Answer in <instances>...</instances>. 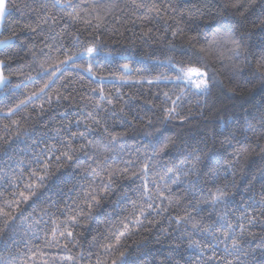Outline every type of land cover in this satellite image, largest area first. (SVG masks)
I'll use <instances>...</instances> for the list:
<instances>
[{"label":"snow or ice","instance_id":"1","mask_svg":"<svg viewBox=\"0 0 264 264\" xmlns=\"http://www.w3.org/2000/svg\"><path fill=\"white\" fill-rule=\"evenodd\" d=\"M250 2L254 3L255 0ZM24 7L29 22L17 24V27H20L21 33L27 32L31 41L27 53L31 57L27 65L30 69L27 82L42 83L34 90L22 92L24 84L13 85L12 76L5 74L9 61L0 59V104L5 100L11 104L10 107L0 108V117L10 121L0 126V132L4 133L0 135V181L6 182L14 190L10 197L0 195V246L23 244L26 251L22 264H29V261L31 264H78L85 259L91 264H129L127 241L152 226L153 221L149 217L166 215L169 224L175 223L177 226L174 232L179 242L161 264H179L173 257L182 248L185 252L191 250L190 256L194 259H190L189 264H264V234L252 231L257 225L264 229V173L261 175L259 194L247 177H240L243 187L237 185L234 179L241 152L247 150L249 137L244 133L253 131L257 126L264 130V112L256 125L245 119L241 126L234 115H225L214 121L218 126L214 135L224 137L222 146L238 145L239 148L229 154L231 159H226L221 151L209 152L207 160L214 163L215 168H210L206 173H202L200 168L205 159L201 155L202 149L191 144L179 151V158L172 161L171 167L164 164L159 172H153L160 165V158L168 155L169 145L175 146V141L162 130L145 134L144 138L148 140L145 147L151 149L150 155L145 153L141 159L139 149L135 153H125L129 134L127 131H117V128L132 126L125 108L130 107L133 100L129 98L121 103L119 93L110 98L103 87L91 89L98 93L99 99L95 103L84 104L74 119H67L66 123L61 122L55 127H50L52 121L49 119L39 133L36 128H24L22 121L34 118L44 120L48 113L56 111L54 106L68 105L77 99L72 95L77 88L72 85L70 77H65V72L78 69L81 73H87L90 82L99 83L104 79L100 75L103 68L98 67L99 58L111 56L112 53L104 51L108 44L103 22L112 16L120 23L116 13L124 12L127 6L121 8L116 0H32ZM132 7L135 10L125 23L141 27L139 39L143 43L167 41L170 51L180 47L182 55L192 53L187 61L169 57L166 61L156 62L163 64L170 75L160 74L153 79L137 76L134 79L137 84L159 86L163 83L174 86L171 92L162 93V124L173 121L186 123L193 117L191 113L183 114L184 103L192 96L204 97L206 101L213 87L223 86V81L217 79L212 67L215 61L223 62L222 48L228 53L229 83L246 81L251 77L259 79L261 86H264V41L255 46L250 44L244 12L239 13L240 19L233 17L225 20L215 30L213 39L206 46L196 49L197 38L187 35L181 21L186 11L187 22L196 25L198 30L194 14L205 15V6L199 2L182 0L172 3L169 0L168 3H158L151 0L150 3L136 4L133 0ZM232 7H243L241 0H235ZM141 10L144 15H137ZM6 15V0H0V27L4 26ZM153 15L160 20V25L152 23ZM261 15L264 16V13ZM149 24L152 26L147 27ZM78 25H83V28ZM257 26L264 31V19H259ZM145 27L146 31L143 30ZM69 28H76V31L69 32ZM19 35L13 32L11 36L0 39V51L11 48V42ZM108 35L122 36L123 33L114 29ZM69 36L77 51L65 45L64 41ZM177 40H186L189 47L184 49L182 45H177L174 43ZM253 47L258 51L253 52ZM250 56L255 60L254 66L249 60ZM121 68V75L115 79L124 82L133 80L130 63L123 64ZM58 83L59 87H55ZM16 93L24 98L16 99ZM14 99L16 102L12 103ZM79 99L82 102L84 98ZM36 101L41 103L36 104ZM32 113H35V117ZM203 115L201 111L200 116ZM147 126H153L150 120ZM234 126L235 130H232ZM13 130L15 133L9 135ZM261 151L264 152V148ZM124 155L135 156V159H124ZM64 165L73 167L78 177L69 189V193H75V198L69 195L66 202L49 198L38 212L25 217L20 205L31 207L36 204L42 195L41 189L52 179V169L60 172ZM229 176L233 178L231 183ZM133 178L141 179V183L135 187L129 184L120 191L123 187L121 181L127 182ZM209 182L212 189L208 190L207 198H200ZM180 186H183L182 202L185 208L182 215L176 214L181 202L173 200L170 195L172 187ZM244 195H248L246 202ZM111 196H116L112 202L113 209L119 208L125 214L120 216L116 227L99 238L93 237L89 251L85 253L81 243L84 237L75 230L85 228L82 222L93 219L95 210ZM238 196L241 197L240 203L246 204V207L239 216L233 217L232 207L237 206ZM113 215L120 214L114 211ZM29 234L32 239L42 234V247L30 246V241L25 239ZM164 235L171 236V233L165 231ZM92 248L97 251H91ZM44 249L80 251L75 257L53 256L45 253ZM257 252L260 253L259 260L255 256ZM229 256L234 259H226Z\"/></svg>","mask_w":264,"mask_h":264},{"label":"trees","instance_id":"2","mask_svg":"<svg viewBox=\"0 0 264 264\" xmlns=\"http://www.w3.org/2000/svg\"><path fill=\"white\" fill-rule=\"evenodd\" d=\"M121 8H125L124 12H117L116 17L120 20L117 23L112 16H108L103 22L104 29L106 30L105 38L108 47L104 49L105 52L112 53L111 56H101L99 58L98 67H102L103 71L100 75L104 77L102 81L90 82L87 77V73H81L78 69L65 72V77L71 78V83L77 88V91L72 93L76 96L71 104L61 105L56 108L55 112H50L46 115L44 120L28 119L22 121L23 127L29 130L36 128L37 133L43 128L44 124L51 119L52 123L50 127H55L61 122L67 121V119H74L78 109L84 104L95 103L99 99L98 93L92 92L91 89H99L103 87L105 94L110 98L116 97L117 93L123 100L132 98L133 103L130 107L125 108V111L129 112L128 119L131 121V127L127 129L117 128V131H127L129 139L127 140V147L125 153H135L139 149L141 159L143 154H151V149L146 148L148 140H146L145 134L157 133L158 130L164 131L165 135L171 137L175 141V146L169 145L168 155L160 158V165L154 168L153 172H159L164 164L169 167L172 166V161L178 159V153L186 145L191 144L193 147L199 146L202 149L201 155L205 159L200 164L201 172L206 173L210 168L214 169L215 164L210 163L207 160V154L211 151L224 152L226 159H231V154L238 145L234 147H227V145L221 144L224 140L223 136H215L214 131L218 130V126L214 123L220 117L225 115L232 117L233 115L239 121L242 126L245 119L251 120L256 125L259 116L264 112V86H261L259 79L248 78L246 81L235 80L229 83V68L228 53L224 51L223 62L215 61L212 67L216 71L217 79L223 81V86H216L212 88L211 94L207 97L206 101L204 97L192 96L190 100H187L184 107V115L191 113L192 119L186 123L181 124L178 121H173L166 125L162 124V112L160 106L164 103L162 93L164 91L171 92L174 88L172 84H163L159 86L147 84H137L134 79L137 76H145L149 79H153L160 74H171L167 72L166 67L163 64H157V61H166L169 57L175 60L187 61L192 55L189 52L188 55L181 54V48L178 47L176 51H170L167 47V41L156 40L155 42L143 43L139 36L141 34V27L137 25L133 27L131 24H126L125 21L129 18V14L135 9L132 7L133 0H116ZM151 0H135L136 4L150 3ZM158 3H168L169 0H157ZM172 3H180L182 0H171ZM193 3L199 2L205 6V15L200 16L198 13L194 14L197 24L196 25L187 22L188 13L185 11L184 20L181 21V27L184 28L188 36H195L197 38L196 49L201 46H206L208 41L213 39L215 30L220 27L225 20L240 19L239 13L244 12L247 18L245 24V30L250 36V44L255 46L264 41V31H261L257 26L259 19H264L261 14L264 13V0H255L251 3L250 0H241L243 7L233 8L232 4L235 0H192ZM32 3V0H8L7 9L8 14L6 16L4 26L2 27V33L0 39H4L12 35L13 32L20 33L18 39L11 42L12 47L6 48L0 51V59H6L9 61V66L5 69V74L12 76V84H24L22 92L27 93L39 87L42 82L37 81L35 84L28 83L30 69L27 67L31 61L30 55H28V48L31 47V41L28 40V33H21L20 27L17 24L23 25L29 22L27 9L24 5ZM137 15H144L143 10L137 12ZM152 23L160 25V20L153 15L151 17ZM176 19H180L179 16ZM152 26L151 24L147 27ZM77 27L83 28V25ZM118 30L120 35L108 34L113 30ZM126 29H128L126 31ZM143 30H147L146 27ZM163 29L161 28V31ZM226 30V29H222ZM69 32L76 31V28H69ZM170 38V37H169ZM65 45L77 51L78 49L73 47V39L69 36L65 41ZM174 43L182 45L184 49L189 47L186 40H177ZM27 44V47L22 45ZM37 46L39 44L37 43ZM253 52L258 51L257 48H252ZM252 61V65H255L253 57H249ZM125 63H130L132 69L133 80L127 82L119 81L115 79L122 73L121 66ZM86 66V65H85ZM247 75V73H246ZM83 85L81 88L80 85ZM59 87V83L55 86ZM235 90L234 93L232 90ZM68 94V93H65ZM16 99H23L24 96L20 93L15 94ZM159 96V99L156 97ZM83 97V101L79 99ZM16 99L12 100V103L16 102ZM41 101H36V104H40ZM11 104L5 100L0 104V108L10 107ZM45 107L47 105L45 104ZM119 105H117V108ZM31 112V108L28 109ZM203 111V117L200 116ZM63 114V115H62ZM35 117V113H32ZM252 117L256 119L253 120ZM16 119V117H13ZM152 122V127L147 126V121ZM10 123L9 120L0 117V126ZM75 130V128L73 129ZM232 130H235V126ZM15 130L9 135H13ZM0 135H4L0 132ZM249 137L247 142V150L241 152V158L237 165V175L234 178L237 185L243 187L241 182V175L247 177V181H251L254 184L257 194L260 192L261 175L264 173V152L261 148H264V130L258 126L253 131H247L244 133ZM23 138V137H22ZM242 138V137H241ZM259 145V147L257 146ZM133 158L135 156L124 155V159ZM2 166V165H0ZM131 177V173L128 174ZM229 182L233 180L231 176L228 177ZM78 180V177L73 172V167L64 165L60 172H56V169H52V179L46 182V186L41 189L42 195L36 204L31 207L25 204L20 205V209L24 211L25 217L33 214L34 211L38 212L39 208L44 206L46 200L51 198L52 200L67 201L69 195L75 198V193H69V189L72 188ZM245 181V182H247ZM141 179L133 178L127 182L121 181L123 187L120 191L127 188L129 184L133 187L139 185ZM171 187V186H170ZM212 189V184L209 182L203 191L200 198H207L208 190ZM214 190V189H213ZM14 191L8 186L6 182L0 181V195L4 197H10L11 192ZM119 195V192L117 193ZM171 198L175 201H179L180 207L176 209V214H183L185 211L184 204L182 202L183 186L171 188ZM248 195H251L249 193ZM248 195L243 196V200H248ZM116 199V196H111L102 202V206L95 210L94 217L91 220L83 221L86 225L85 228H78L75 231L81 233L84 237L81 243L85 253L89 251V246L93 237L99 238L106 231H110L117 226V222L120 216L125 213L121 212L119 208L113 209L112 202ZM241 197H237V206L232 207V216H239L244 211L246 204L240 203ZM60 206H63L62 204ZM120 215H113V212ZM250 211V210H249ZM153 221L151 227H146L139 235L132 237L127 241V259L129 264H161L169 257L172 247L178 243L176 240L175 223L169 224L166 219V215L157 217H149ZM171 233V236H165L164 233ZM253 232L264 234V229L260 225H257L252 229ZM30 241L32 247H42L43 237L42 234L32 239L30 234L25 237ZM255 245H253L254 247ZM71 248V245L69 246ZM222 247V246H221ZM123 250V249H122ZM25 247L23 244L13 245L9 244L7 247L0 246V264H22V260L25 258ZM45 253L53 256H77L80 249H72L71 251H63L58 249H44ZM91 251L96 252L97 249L92 248ZM191 250L185 252L183 248L180 253L175 255L173 259L179 261V264H189L190 259H194L190 256ZM210 254V253H209ZM30 255V253H29ZM256 259L259 260L260 253L255 254ZM228 260L234 258L226 257ZM95 260V256L92 257V261ZM243 260V257H241ZM251 260V257H249ZM31 264V261H29ZM78 264H91V261L85 259L79 261Z\"/></svg>","mask_w":264,"mask_h":264},{"label":"water","instance_id":"3","mask_svg":"<svg viewBox=\"0 0 264 264\" xmlns=\"http://www.w3.org/2000/svg\"><path fill=\"white\" fill-rule=\"evenodd\" d=\"M7 1L8 0H6V4H7ZM7 14H8V9H7ZM7 16V15H6ZM6 19V18H5ZM1 33H2V27H0V36H1Z\"/></svg>","mask_w":264,"mask_h":264}]
</instances>
